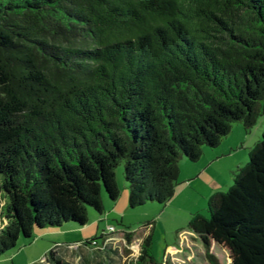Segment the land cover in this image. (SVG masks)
I'll use <instances>...</instances> for the list:
<instances>
[{"label": "trees", "instance_id": "1", "mask_svg": "<svg viewBox=\"0 0 264 264\" xmlns=\"http://www.w3.org/2000/svg\"><path fill=\"white\" fill-rule=\"evenodd\" d=\"M263 108L264 0H0V256L102 213L121 161L130 206L168 203L180 162ZM233 175L188 229L211 264L213 243L264 264V130Z\"/></svg>", "mask_w": 264, "mask_h": 264}, {"label": "rangeland", "instance_id": "2", "mask_svg": "<svg viewBox=\"0 0 264 264\" xmlns=\"http://www.w3.org/2000/svg\"><path fill=\"white\" fill-rule=\"evenodd\" d=\"M263 130L264 108L249 131L241 122L233 123L227 139L232 142L234 150L223 156L212 169H203L204 164L209 162L204 155L193 161V166L188 169L189 175H197L198 171L200 176L192 178V184L188 186L191 181L185 182L181 174L178 191L188 187L179 195L175 194L168 203L150 200L130 206L128 194L126 199L120 194L117 200L109 202L110 207L106 205L105 209L109 212L97 218L98 221L94 219L92 210L85 225L68 223L46 227L35 230L29 238H20L14 248L0 256V264H53L47 258L51 249L72 264H139L143 238L147 234L152 240L150 253L162 264H211L207 257L208 248L190 232L188 223L194 213H208V198L213 188H229L233 183L234 170L247 162L248 151L260 139ZM222 149V145L216 148L220 152ZM124 175V162L121 161L117 167L121 192L124 188L121 183L126 182ZM111 225L114 229L110 228ZM109 231L112 234L108 240L104 239L103 244L105 234L102 233ZM95 235L97 239H91ZM209 251L217 255L222 264H232L222 245L213 243Z\"/></svg>", "mask_w": 264, "mask_h": 264}, {"label": "crops", "instance_id": "3", "mask_svg": "<svg viewBox=\"0 0 264 264\" xmlns=\"http://www.w3.org/2000/svg\"><path fill=\"white\" fill-rule=\"evenodd\" d=\"M238 130V129H237ZM229 135V134H228ZM228 135H226L224 138H223V140H222V142L220 143V145H222L223 147H224V149H222V151L220 152L219 150H216V148H210V149H206L205 150V153L203 154L205 157V159H208L209 160V162H207V163H205L204 164V166H203V169H212L213 168V165H216L217 163H219L220 162V160H222V157L223 156H225V155H227V154H229V151H231V153H232V151L234 150V146H233V144H232V142L230 141V140H228L227 139V136ZM219 145V146H220ZM216 150V151H215ZM193 161H188V160H183V161H181L180 162V175H179V177L181 176V174H183L184 175V179H185V182L187 181V180H189V181H191L192 180V178H194L195 176L196 177H199L200 176V172H198V171H196L197 172V175H195V173L193 174H191V175H189V172H188V169L190 168V167H192L193 166ZM222 165V164H221ZM238 166V165H237ZM193 171H195V170H193ZM186 172V173H185ZM186 175H185V174ZM178 177V178H179ZM180 183V182H179ZM179 183H178V185H179ZM192 184V181L189 183V185L188 186H190ZM122 185H123V189H122V192H121V194H122V196L124 197V199H126L125 197H127V194H128V191H126L127 190V187L125 186V184L122 182ZM178 185H177V191L175 192V194L177 195H179L182 191H184V190H186L187 189V187L188 186H186L185 188H183V189H180V191H178ZM220 190H224L223 188H221V187H215V188H213V191L212 192H210V194H213V193H215V192H217V191H220ZM175 194H174V196H175ZM173 196V197H174ZM172 197V198H173ZM171 198V199H172ZM109 204H111V203H109V201H107L106 200V202H105V208H106V205H109ZM109 207H110V205H109ZM113 206L111 205V208H112ZM93 210V209H92ZM92 210H90V211H92ZM108 211V210H107ZM106 211V209L102 212V213H100V214H98L96 211H94V213H92V215L94 216V219L95 220H97V218H99V217H101L104 213H106L107 212ZM109 212V211H108ZM98 221V220H97ZM190 232H192V231H190ZM102 234H105V235H103V244H104V239H106L107 238V240H108V238L111 236V231H109V232H106V233H102ZM93 238L94 237H96V235L95 236H92ZM171 247H173V246H171ZM114 249V248H113Z\"/></svg>", "mask_w": 264, "mask_h": 264}, {"label": "water", "instance_id": "4", "mask_svg": "<svg viewBox=\"0 0 264 264\" xmlns=\"http://www.w3.org/2000/svg\"><path fill=\"white\" fill-rule=\"evenodd\" d=\"M219 245H221L220 243H218ZM230 260H231V258H229ZM231 262H232V264H236V263H234L232 260H231Z\"/></svg>", "mask_w": 264, "mask_h": 264}, {"label": "built area", "instance_id": "5", "mask_svg": "<svg viewBox=\"0 0 264 264\" xmlns=\"http://www.w3.org/2000/svg\"><path fill=\"white\" fill-rule=\"evenodd\" d=\"M110 228H111V229H114V226H113V225H111V226H110Z\"/></svg>", "mask_w": 264, "mask_h": 264}]
</instances>
